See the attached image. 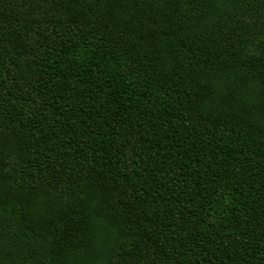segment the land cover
Segmentation results:
<instances>
[{"label": "trees", "instance_id": "1", "mask_svg": "<svg viewBox=\"0 0 264 264\" xmlns=\"http://www.w3.org/2000/svg\"><path fill=\"white\" fill-rule=\"evenodd\" d=\"M224 1L0 0V264H264V0Z\"/></svg>", "mask_w": 264, "mask_h": 264}, {"label": "rangeland", "instance_id": "2", "mask_svg": "<svg viewBox=\"0 0 264 264\" xmlns=\"http://www.w3.org/2000/svg\"><path fill=\"white\" fill-rule=\"evenodd\" d=\"M237 8L236 4L232 1H224L221 4H219L217 7H215L209 14L211 16L210 22H214L217 18L220 17V19L223 18V12L227 9H235ZM219 19V20H220ZM217 23V22H216ZM212 25V24H210ZM93 261V260H92ZM96 264V260L93 261Z\"/></svg>", "mask_w": 264, "mask_h": 264}]
</instances>
